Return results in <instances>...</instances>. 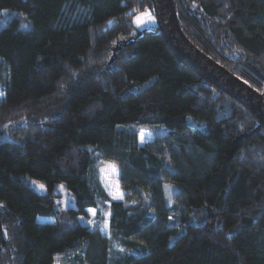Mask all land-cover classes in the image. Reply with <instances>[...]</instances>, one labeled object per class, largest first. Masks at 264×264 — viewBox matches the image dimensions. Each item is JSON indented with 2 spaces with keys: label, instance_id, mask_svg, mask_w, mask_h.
<instances>
[{
  "label": "trees",
  "instance_id": "1",
  "mask_svg": "<svg viewBox=\"0 0 264 264\" xmlns=\"http://www.w3.org/2000/svg\"><path fill=\"white\" fill-rule=\"evenodd\" d=\"M174 2L187 38L264 95V0ZM146 8L0 0V264H264V130L237 138L254 116L160 34L109 63ZM105 162L121 199L101 181ZM60 184L74 200L64 212Z\"/></svg>",
  "mask_w": 264,
  "mask_h": 264
},
{
  "label": "water",
  "instance_id": "2",
  "mask_svg": "<svg viewBox=\"0 0 264 264\" xmlns=\"http://www.w3.org/2000/svg\"><path fill=\"white\" fill-rule=\"evenodd\" d=\"M156 25L144 28L127 39H118L112 47L109 63L115 59L121 47L130 46L149 34H160L168 50L184 67L200 79L210 83L245 107L254 116L256 127L237 138L248 137L264 130V95L230 72L223 65L203 53L184 34L180 27L174 0H150Z\"/></svg>",
  "mask_w": 264,
  "mask_h": 264
},
{
  "label": "rangeland",
  "instance_id": "3",
  "mask_svg": "<svg viewBox=\"0 0 264 264\" xmlns=\"http://www.w3.org/2000/svg\"><path fill=\"white\" fill-rule=\"evenodd\" d=\"M10 15L11 13L4 12L2 19H6ZM134 19H135L136 27L138 30H142L143 28H153L156 25L154 14L148 8H146L142 12L137 13ZM0 93H1V85H0ZM23 126H24V123H20L19 121L10 123V125L6 128V131H4L3 136L6 137L7 139L15 140L17 136L19 135L18 128H21ZM116 174H117L116 168L111 163L105 162L99 167V175H100L101 181L105 189L109 192L110 196L113 199H121L122 192L117 188ZM24 180L27 182V184H29V186L32 189H34L35 192L39 194H44L46 192L45 187L43 186L41 182L35 179H28V178H24ZM169 186L170 188L168 189ZM171 187L173 188V193H174V189L176 190V188L173 185H170L168 183H165L163 185L164 198H165V202L167 205L172 204L173 194L171 193L172 192ZM167 191H169L168 194H167ZM55 193L57 194V197H55V204H56L57 209L60 212H64L66 208L74 206L73 197L64 188L62 184L56 187ZM89 212L91 213L92 220H93L96 214V210L90 209ZM45 218H48V217H41L40 220L44 221ZM55 264H59L58 261Z\"/></svg>",
  "mask_w": 264,
  "mask_h": 264
}]
</instances>
